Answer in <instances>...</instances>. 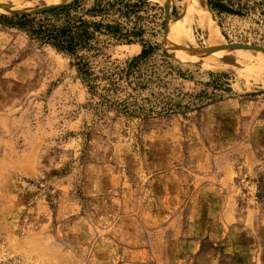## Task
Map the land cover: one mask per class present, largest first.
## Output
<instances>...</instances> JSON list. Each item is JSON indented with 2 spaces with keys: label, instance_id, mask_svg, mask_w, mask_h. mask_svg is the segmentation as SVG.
<instances>
[{
  "label": "rangeland",
  "instance_id": "374dc122",
  "mask_svg": "<svg viewBox=\"0 0 264 264\" xmlns=\"http://www.w3.org/2000/svg\"><path fill=\"white\" fill-rule=\"evenodd\" d=\"M150 1L151 38L187 75L168 90L200 101L144 119L97 108L68 55L1 18L55 3L0 0V264H264V4L208 9L211 40L191 14L172 38L183 0ZM102 49L96 69L142 48Z\"/></svg>",
  "mask_w": 264,
  "mask_h": 264
},
{
  "label": "trees",
  "instance_id": "16d2710c",
  "mask_svg": "<svg viewBox=\"0 0 264 264\" xmlns=\"http://www.w3.org/2000/svg\"><path fill=\"white\" fill-rule=\"evenodd\" d=\"M150 4V0H93L90 6H85L83 0H72L43 12L3 14L1 18L3 23L27 32L31 39L68 55L91 99L97 98L94 103L97 108L147 119L185 112L200 101L184 103L177 99L179 94L168 90V76L187 78V75L173 62L163 43L151 38L149 23L155 20L148 16L150 20L146 22L142 14ZM263 4L264 1L258 0H207L215 19L243 17L251 6ZM219 26L222 28L220 20ZM111 42L138 43L142 49L123 63L96 69L92 58ZM250 44L264 47L257 42ZM215 81L212 83L217 85ZM226 85L224 90H230L229 84ZM202 93L210 100L219 97L216 92Z\"/></svg>",
  "mask_w": 264,
  "mask_h": 264
},
{
  "label": "bare ground",
  "instance_id": "6f19581e",
  "mask_svg": "<svg viewBox=\"0 0 264 264\" xmlns=\"http://www.w3.org/2000/svg\"><path fill=\"white\" fill-rule=\"evenodd\" d=\"M10 1L13 2V3H15L14 5H19V6L22 5L23 7L37 8L42 3H58V2H60L62 0H41V1L34 2V3H25V4L23 3L22 0H10ZM183 4H184V7H185V12H184L185 16L183 15L184 18L182 17V20L179 21L173 27V29L169 31L170 32L169 33L170 36L173 38L175 35H180V34L182 35V32H184L182 30L183 28L182 29L180 28V27H182V24H183L182 21L185 18L187 19L188 14H191V18H193V20L196 21V23L200 27H202L205 30V32H207L209 35H211V37H212L211 40H215L213 38V36H212V33H211L212 32L211 31V25H210V22L208 20V19H210V18H208L210 15H209L208 7H207V0H183ZM223 55H225V54H222L221 53L220 56L218 55L219 57L216 56L214 59H212V60L209 61V64H212V65H216V64L222 65L223 64V65H225L222 62V60L220 59ZM226 58L227 57H225V62H230ZM257 61L259 63L258 64L259 65L258 68L261 69L264 66V57H259ZM225 66H227V65H225Z\"/></svg>",
  "mask_w": 264,
  "mask_h": 264
},
{
  "label": "water",
  "instance_id": "95a60500",
  "mask_svg": "<svg viewBox=\"0 0 264 264\" xmlns=\"http://www.w3.org/2000/svg\"><path fill=\"white\" fill-rule=\"evenodd\" d=\"M65 2H66V1H63V2H60V3H55V4H52V5L48 6V7L41 8V9L35 11V12H31V11H30V13L43 12V11L48 10V9H50V8H52V7L56 6V5H58V4L65 3ZM25 12H29V11H25ZM17 13H19V12H17ZM20 13H23V12H20ZM167 14H168V11H167ZM237 46H241V44H240V43H236V44L231 45L230 47H237ZM251 46H252V48H254V49H261V50H264V47H262V46H256V45H252V44H251Z\"/></svg>",
  "mask_w": 264,
  "mask_h": 264
}]
</instances>
